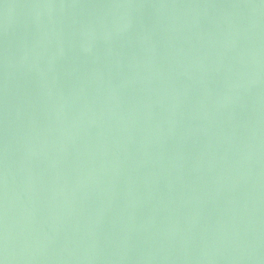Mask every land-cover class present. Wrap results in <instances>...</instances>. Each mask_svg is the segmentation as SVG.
<instances>
[{"label": "water", "instance_id": "obj_1", "mask_svg": "<svg viewBox=\"0 0 264 264\" xmlns=\"http://www.w3.org/2000/svg\"><path fill=\"white\" fill-rule=\"evenodd\" d=\"M2 264H264V0H0Z\"/></svg>", "mask_w": 264, "mask_h": 264}, {"label": "snow or ice", "instance_id": "obj_2", "mask_svg": "<svg viewBox=\"0 0 264 264\" xmlns=\"http://www.w3.org/2000/svg\"><path fill=\"white\" fill-rule=\"evenodd\" d=\"M0 264H2V261H0Z\"/></svg>", "mask_w": 264, "mask_h": 264}]
</instances>
